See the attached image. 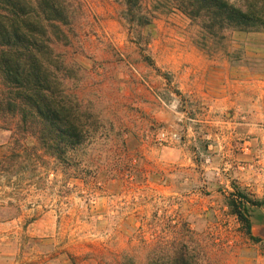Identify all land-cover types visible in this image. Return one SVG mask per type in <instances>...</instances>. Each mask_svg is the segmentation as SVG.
I'll use <instances>...</instances> for the list:
<instances>
[{
	"label": "rangeland",
	"instance_id": "374dc122",
	"mask_svg": "<svg viewBox=\"0 0 264 264\" xmlns=\"http://www.w3.org/2000/svg\"><path fill=\"white\" fill-rule=\"evenodd\" d=\"M147 2L138 37L123 0H84L78 36L56 45L98 118L66 169L0 129V264H144L184 222L213 264H264L226 205L257 200L264 239V28L212 31Z\"/></svg>",
	"mask_w": 264,
	"mask_h": 264
},
{
	"label": "trees",
	"instance_id": "16d2710c",
	"mask_svg": "<svg viewBox=\"0 0 264 264\" xmlns=\"http://www.w3.org/2000/svg\"><path fill=\"white\" fill-rule=\"evenodd\" d=\"M147 1L123 0V15L138 37L140 28L155 17L147 10ZM165 1L171 11L208 22L206 27L212 31L214 27L264 28V0ZM83 3L0 0V129L10 132L13 152L34 140L43 156L64 169L98 128L97 116L85 111L81 97L68 90L67 63L56 48L58 43L67 44L71 36H78L75 26L81 25ZM9 163L12 166L14 161ZM226 205L227 214L240 223L242 236L264 243L253 236L249 219L251 210L260 203L238 192L226 197ZM210 255L203 238H197L184 222L179 239L158 242L144 264H213Z\"/></svg>",
	"mask_w": 264,
	"mask_h": 264
}]
</instances>
